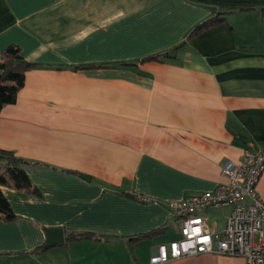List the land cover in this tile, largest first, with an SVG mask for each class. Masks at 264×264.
Segmentation results:
<instances>
[{
    "label": "crops",
    "instance_id": "1",
    "mask_svg": "<svg viewBox=\"0 0 264 264\" xmlns=\"http://www.w3.org/2000/svg\"><path fill=\"white\" fill-rule=\"evenodd\" d=\"M264 0H0V52L37 65L0 111L32 187L0 185V264H149L179 238L171 200L213 191L264 146ZM246 8V9H245ZM222 10L225 22L188 38ZM180 46L175 57L146 59ZM86 175L89 178H83ZM264 201V172L256 185ZM230 205L200 212L220 232ZM45 227L101 239L44 244ZM163 228L150 238H129ZM65 235V233H64ZM160 264H246L211 252Z\"/></svg>",
    "mask_w": 264,
    "mask_h": 264
},
{
    "label": "built area",
    "instance_id": "2",
    "mask_svg": "<svg viewBox=\"0 0 264 264\" xmlns=\"http://www.w3.org/2000/svg\"><path fill=\"white\" fill-rule=\"evenodd\" d=\"M263 172L264 146L250 141L237 160L224 162L221 175L225 181L215 190L169 201L179 238L159 245L149 264L206 252L264 264V201L256 188ZM222 205H230L231 210L223 229L213 232L200 212Z\"/></svg>",
    "mask_w": 264,
    "mask_h": 264
},
{
    "label": "trees",
    "instance_id": "3",
    "mask_svg": "<svg viewBox=\"0 0 264 264\" xmlns=\"http://www.w3.org/2000/svg\"><path fill=\"white\" fill-rule=\"evenodd\" d=\"M246 9V8H245ZM264 14V7H262ZM231 11L222 10L210 18L197 24L188 35L191 38L195 35L202 33L207 28L216 24L225 22V15ZM180 46H174L171 50L163 53L162 55L148 56L146 59L164 60L175 57L176 50ZM37 64L26 60L19 47L15 44L6 46L0 52V111L3 107L12 104L16 100L17 92L24 83V75L28 69L35 67ZM27 160L21 158L11 150L0 148V185H7L17 189L26 191H36L31 185V181L23 164ZM0 218L11 221L15 218L8 200L3 195L0 189ZM64 231V230H63ZM163 231V228H157L150 232L139 234L135 237L129 238L132 241L150 238L155 234ZM65 241L68 240H81V239H101L104 237L102 234H96L92 231L74 232L65 230ZM46 249L44 244L33 249L30 253H41Z\"/></svg>",
    "mask_w": 264,
    "mask_h": 264
},
{
    "label": "water",
    "instance_id": "4",
    "mask_svg": "<svg viewBox=\"0 0 264 264\" xmlns=\"http://www.w3.org/2000/svg\"><path fill=\"white\" fill-rule=\"evenodd\" d=\"M83 178L88 179L86 175H82ZM44 231L46 233V240L44 242V247L54 246L56 244L64 242L65 235L63 228L61 227H45Z\"/></svg>",
    "mask_w": 264,
    "mask_h": 264
}]
</instances>
